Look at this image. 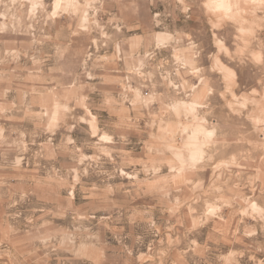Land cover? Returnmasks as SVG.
Wrapping results in <instances>:
<instances>
[{
	"label": "rangeland",
	"instance_id": "obj_1",
	"mask_svg": "<svg viewBox=\"0 0 264 264\" xmlns=\"http://www.w3.org/2000/svg\"><path fill=\"white\" fill-rule=\"evenodd\" d=\"M0 264H264V0H0Z\"/></svg>",
	"mask_w": 264,
	"mask_h": 264
}]
</instances>
